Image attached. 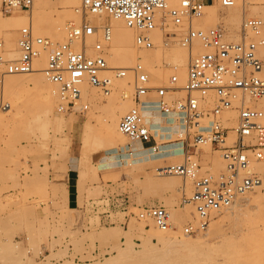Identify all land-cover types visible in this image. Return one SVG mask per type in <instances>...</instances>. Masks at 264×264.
I'll list each match as a JSON object with an SVG mask.
<instances>
[{"label":"rangeland","instance_id":"rangeland-1","mask_svg":"<svg viewBox=\"0 0 264 264\" xmlns=\"http://www.w3.org/2000/svg\"><path fill=\"white\" fill-rule=\"evenodd\" d=\"M59 3L60 0H53V4L59 5ZM170 3L174 5L179 2ZM209 4L213 5L210 7ZM34 7L35 4L30 11L20 9V12L31 14ZM240 9H242L245 15L238 24L230 18V7L224 6L221 0L207 2L204 6L203 14L192 19L195 23L194 25L197 24L194 27L210 28L221 25L226 29L227 37L230 40L240 41L242 39L243 21L246 18L260 17V15L264 14V0H242ZM2 10L5 13H12L14 11V9L6 10L3 0ZM60 10L62 17H68L71 14L66 8H60ZM248 12L253 15L248 14ZM57 16L58 14L54 13L53 16L49 13L47 14V19L57 18ZM100 17L101 15L99 17H92L95 24L99 23ZM71 18L75 17L72 16ZM111 18L113 17L110 14H106L105 23H111ZM186 19L180 26L173 23L170 27L161 29L162 35L161 42L159 43L161 45L164 43L166 50L159 60H156L154 57L159 48V43L154 41V47L151 49H142L141 47L139 49L137 47L136 60L130 66L138 61L140 55L146 53L152 65L148 64L146 59L145 62L147 63H145V66L152 73L154 72L153 69L166 70L169 68L170 64L166 52L170 53L172 48L179 44L178 42L182 35L188 31L191 19L188 17ZM67 22L66 24L69 23ZM161 22L165 23L163 20ZM20 30V28L17 30L19 37ZM46 31L48 30H44L42 33L34 31L38 45H40L39 38L44 39L48 37L51 40L54 39V42L66 39V32L63 33L61 40H57L47 34ZM236 36H238V39ZM257 37L256 34L249 33V38L256 39ZM0 41L3 42V47L0 48V53L3 56L4 48L7 46L4 33L0 34ZM93 43L89 42V44ZM261 45L259 46L258 53L264 59V50H262ZM46 50L43 48V51ZM200 50V44L197 43L193 56L197 55ZM88 51L89 53L94 52L91 47ZM188 51L190 52L187 47ZM111 55H113V51ZM110 58H112V62H109V64L112 67L119 65L114 61L112 56ZM0 62V77L2 76L1 79H3V76L7 74V61L5 62L2 58ZM18 74L20 73H16V75ZM173 74L178 76L176 85H179V75L176 71L170 72L167 78H154L153 83L155 85L168 84ZM93 87L97 90L98 94L93 102H90V99L81 98L82 100L80 99L78 101L75 109L67 108L64 103L60 105H58V102L56 103L55 113L65 115L64 117L68 123L63 127L61 132H56L53 125L49 126L48 137L44 136L40 128L36 126L39 120L35 119L36 113L33 112V109L38 110L37 112H40L41 116L44 117L48 103L45 94H42L33 83L24 85L23 87L22 85L14 87L9 92L10 97L14 96L13 98L16 99L18 97V100L20 102L22 101L23 112L17 118L3 113L5 110L3 106L11 102L9 96L5 98L4 102L0 101V115L4 114L3 116H5V118L0 116V264H97L109 261H113L114 264H125L129 260L137 259L138 253L143 254L142 256H138V260L141 263L161 264L166 261H176L180 264L182 260H188L187 264H222L224 263L223 259H225V261L227 260V263L225 262L226 264H228V261L230 262L229 264H233V262L237 264L238 259V261L242 259V263L247 254V258L251 254V257L254 256L252 258L254 259L253 263L256 264L255 257L257 255L250 250L255 251L257 248L256 251L261 250L263 255L264 229H262L263 231L261 230L262 232H260V229L256 231L249 230L243 214H235L231 206L218 212L212 218L213 221V219L215 220L221 217L222 221L220 227L218 226L219 228L213 229L214 232L212 231L211 236L208 238L210 240H208L209 245L207 247L210 246V250L207 248L206 253H204L205 255L203 253L201 254L199 250L192 252L186 251L179 256L173 255L153 234L154 231L151 229V222L155 230L159 228L155 222L153 220L144 221L137 218L136 213L139 207L160 204L166 206L170 211L173 224L171 229L173 232L174 230H180L178 234L182 232L186 236H199L201 233L207 231V229L202 230L196 234H187L184 232L185 225L195 223L197 220L195 207L191 204H182L184 195L189 196L192 194L194 181L189 178L185 179L177 174L160 173L158 171V167L160 166L170 163H183L185 161V154H179L182 152L183 145L181 143V137L178 134L179 132H183L184 124L167 125L165 127L162 121L165 116L160 111H154L160 109L159 103L151 98H145L141 102H136L133 98L135 86L132 73H129L124 78H114L109 94H106L99 87ZM124 90L131 91L129 102L126 103L127 109L136 106L139 111L145 110L149 125H151L153 131L157 134L155 136L156 141L154 140L143 144L147 147H151L155 143L159 145L166 144L167 141L165 140L172 139L169 137L177 134L174 141L179 143L176 153L182 156L181 159L164 157L157 160L136 163H134L135 160L139 158H134V160H126L123 157L113 159L112 156L114 154L123 152L122 146L124 144L132 147L133 141L135 140L129 136L125 137L124 141H117L114 146L103 147L98 151L90 149L89 152V149L84 146L83 131L90 114L92 116L91 120L95 124V134L105 141L107 137L104 121L108 112V97L111 96L117 104H120L123 102ZM12 92L13 96L11 95ZM184 95L185 92L180 89L170 91L167 95V100L173 103L176 99ZM253 102L256 104L260 103L264 106V97L253 100ZM80 104L87 105V108L81 107ZM263 106H260V108L264 109ZM219 115L226 125H236L238 118V111L236 109L223 110ZM158 122L159 125L156 126ZM59 139H63L66 143L63 140L61 142L58 141ZM235 139L236 134L230 131L228 141L231 143ZM56 141L59 143H56ZM201 148L200 156H197V158L202 165V172L210 171L216 176L220 175L225 170V167L222 168L220 164L218 165L215 162V156L220 154L224 162L222 151L210 143L203 144ZM92 150L93 152H91ZM143 150H147V148H142L139 151ZM85 152H89L90 154ZM72 153L78 155L74 159L78 167L76 178L71 177L69 172ZM148 157L151 158L150 155ZM257 164L256 162L254 163V169L259 172L263 171V163L261 164L259 162V165ZM95 167L98 170L96 175H94L93 170ZM85 170L88 174L83 172ZM83 173H86V176ZM171 176L178 178L177 187L176 185L166 187L165 183L163 184V180ZM72 182L74 185L70 188ZM97 186L99 190H93ZM258 191H252L251 193L258 195ZM70 193H73L74 198L78 194V201L74 203L70 202ZM100 200V203H103V205L95 208L93 201ZM243 200L244 198L241 200L242 202L240 201V206L242 204L244 206L247 202L245 200L243 202ZM123 201L127 203L126 209L123 208ZM188 206H190V214L184 216L186 220L180 223V219L186 210H188ZM212 221L210 222L212 223ZM115 226L120 231L117 235L112 237H101L99 235V232L103 229ZM172 230L170 233H172ZM228 237L231 239H228ZM249 239H253L252 242H249ZM260 241L263 245L259 244ZM222 243H225V245L223 246ZM214 244H216V248H218L217 245H220V250L218 251L217 249L219 255L215 251L216 248L214 249ZM232 245L236 246L233 248ZM226 246L228 247V251L224 248ZM222 248L227 251L226 253L229 255L227 258L232 255L233 258H230V260L226 259L225 256L223 258L222 254L224 255L225 251L222 250L224 251L222 252ZM230 248H233V250ZM235 248H237L236 251ZM145 249L147 250L145 251ZM230 250L233 252H230ZM238 256L241 257L238 258ZM261 256L257 259L259 260L258 262H261L260 264L264 262V256ZM243 257L245 258L243 259ZM247 258L246 260H248Z\"/></svg>","mask_w":264,"mask_h":264},{"label":"built area","instance_id":"built-area-1","mask_svg":"<svg viewBox=\"0 0 264 264\" xmlns=\"http://www.w3.org/2000/svg\"><path fill=\"white\" fill-rule=\"evenodd\" d=\"M35 1L3 0V4L6 10L17 8L30 11ZM221 2L230 7L235 0ZM82 3L85 11L90 13L105 12L122 18L138 31L137 44L151 49L154 47L152 31L158 25L164 29V23H158L161 11H168L174 24L180 26L184 16L189 19L201 16L207 0H182L176 6L169 5L168 0H82ZM160 18H165V15ZM250 32L258 37L249 38ZM112 34L108 24L100 27L88 20L81 24L69 23L65 40L54 42L48 37L39 38L38 45L29 23L20 30V56L7 62L6 70L9 73L33 71L40 48L47 49L44 71L51 81L59 84L65 106L73 109L82 95L83 83L88 82L104 92L111 91L114 78H124L133 73V98L136 102L151 98L160 105V109L154 111L175 115L179 117V122L183 121L184 134L180 135V139L186 159L183 163L160 166L158 171L194 181L192 194H185L182 199V204L193 205L197 214V222L185 225L184 232L187 234H196L207 228L212 218L232 206L240 195L256 190L264 194V170L259 172L254 169L255 162L264 165V109L250 105L247 100V95L253 100L264 97V59L258 53L259 46L264 43V20L246 18L240 41L230 40L221 25L208 29L189 27L181 37L183 45L191 48L200 42L204 49L191 58L183 86L176 85V74L171 76L168 84L155 85L140 60L129 67H112L106 57ZM91 36H96V40L88 44ZM77 42L81 48L75 46ZM2 47L3 42L0 41ZM90 47L93 53H89ZM2 58L0 53V60ZM179 89L185 95L170 103L168 93ZM210 94L215 97L212 106L207 104ZM229 109L238 111L234 126L226 125L219 115ZM119 125L124 134L143 143L154 141L157 135L149 125L145 110L139 111L137 107L127 111ZM230 131L236 134L231 143L228 141ZM207 143L222 151L225 170L218 176L210 171L202 172L197 158L201 146ZM161 146L155 143L151 147L158 153ZM93 202L95 208L103 205L101 200ZM122 205L127 208L126 201ZM136 216L139 220L152 219L163 230L173 226L170 211L164 205L141 206Z\"/></svg>","mask_w":264,"mask_h":264},{"label":"bare ground","instance_id":"bare-ground-1","mask_svg":"<svg viewBox=\"0 0 264 264\" xmlns=\"http://www.w3.org/2000/svg\"><path fill=\"white\" fill-rule=\"evenodd\" d=\"M181 1L182 0H168V3H169V5H171L172 3H170V2H179V3H176L173 5V6H176V5H179ZM212 5L213 4H209L210 7ZM241 5H242V0H235L234 5L230 6V9H231V12H230L231 17L230 18H232V20H234L238 24L241 22L242 17L245 15V13L242 12V9H240ZM60 8H66V10L71 13V14H69L70 18H69V16L68 17L67 16L62 17V14L60 12L61 11ZM49 13L53 16L55 13V14H58V16H57V18L55 17L53 19L52 18L47 19V14H49ZM106 14H109V13L103 12L100 14H93V13L88 14V12L85 11V9L83 7L82 0H60L59 5L53 4V0H36L35 1V7L32 10L31 14H28L26 12H20V9H17V8H15L12 13H5L2 10V0H0V34L4 33L5 41L7 43V46L4 48V51H3V59L5 60V62L6 61L11 62L20 56V49H19L20 37L17 34V30L19 28L21 29L24 25H27L30 23L33 31H37L38 33H42V31L48 30V31H46L47 34H49L50 36H53L57 40H61L63 37V33L64 32L67 33V28H68L69 23L81 24L83 21H88V20L91 22H94L92 17L93 16L99 17L101 15L99 23L95 24V25L101 27V26H104L107 24V23H105ZM162 14L165 15V18H163V19L160 18ZM248 14L253 15L249 12H248ZM72 16H74L76 19L71 18ZM112 17L113 18H111L112 19L111 23L108 24L109 26H111L113 34H112V39L109 42V49H108L109 52L106 55L107 60H108V62H112L111 61L112 58H110L112 56L114 61H116L119 64L118 66L115 65L114 67H116V66L117 67H129L130 64L136 60V55H137L136 50H137V47L138 48L140 47L136 41V36H137L138 31L136 29L130 27L122 18H116L114 16H112ZM186 17L187 16H184L185 21L187 20ZM29 18H30V20H29ZM82 18H83V20L81 21ZM259 18L263 19L264 14L260 15ZM192 19L193 18H191V20H190V27L192 26L193 28H195L194 26H196L197 24L194 25L195 23ZM67 20H73V21H68L69 22L68 23ZM162 20L165 22L164 28L170 27L174 23L173 20L171 19V17L168 15V11H163V12L161 11V13L159 14L158 23H160ZM66 22L68 24H66ZM135 31H137V33H135ZM151 34H152L153 40L155 42H157V43L161 42L162 33H161V27L160 26L155 28ZM237 37L238 36H236V38ZM63 40H65V39H63ZM95 40H96V36H91L88 38L87 42L89 44V42L93 43ZM53 41H54V39H53ZM56 42H59V41H56ZM178 43L179 44L177 46L172 48L170 53L166 52L168 62L170 64L169 68H167L166 70H164V69H153V71H154L153 73L146 68L148 70L152 80L154 78H159V79L167 78L170 72L176 71L177 74L179 75V86L184 85V83L187 80L186 75H187V70L189 68V62H190L189 60L193 57L195 46L197 45V43H199L201 50H203L204 48L200 42H196V44L194 46L189 48L190 52L189 51L187 52V46L183 45V43L181 42V38L179 39ZM75 46L77 48H81V44L79 42H77ZM261 47H262V50H264V43L261 45ZM142 49H146V48H142ZM165 50H166V48L164 47V43H163V45H161L159 43V48L157 49L156 56H154L155 59L159 60L161 58V55L164 54ZM201 50H200V52H201ZM112 51H113V55L110 56ZM47 54H48L47 50L43 51V48H41L40 54L35 59V68L33 71L20 73L18 75H16V73H9L7 71V74L6 73H5L6 75L4 74L5 76H3L4 77L3 79H1L2 76L0 77V101L4 102L5 98H8L7 96H9V98L11 99V102L9 104H6V106H3V108L5 109L3 113L9 114L10 117L17 118L19 116V114H21L23 112L22 101L20 102L18 100V97H17V99L13 98L14 97L13 92L11 93V95L13 97H10L9 92H11V89H13L14 87L21 86V85L23 87L24 85H28V84L33 83V85L36 86V88L39 89L42 94L43 93L45 94V97H46V100L48 103V107L46 109L44 117L41 116L40 112H37L38 110L33 109V112L36 113L35 119L39 120V123L36 124V126L40 128L41 132L46 137L49 136V130H48L49 126L53 125L56 132H61L63 127L68 123L64 117L65 115L63 116V114L61 115V114L55 113L56 103L58 102V105H60L61 103L65 104V101L63 99V95L61 93V89H60L59 84L51 81L47 77V75L44 71L46 66H47V58H48ZM263 54H264V51H263ZM191 55H192V57H191ZM146 59H147L148 64L152 65L151 62L148 60V55L146 53H144L143 55H140L138 58V60L142 61L144 64L147 63V62H145ZM0 70H1V66H0ZM181 91H183V90H181ZM130 92L124 90V92H123L124 97L122 99L123 102L122 103L119 102L120 104H117V102L111 96L108 97V103H107L108 112H107V115L105 116V121H104V128H105L106 137H107L105 139V141L100 139V137H98L97 134H95V132H94L95 124H93V122L91 120V118H92L91 114L89 115V119H88L87 123L85 124L84 131H83L84 146L89 149V152H90V149H93L94 151L95 150L98 151V150L102 149L103 147L114 146L117 143V141H124L125 140V137H127V135L122 132V130L120 129L119 123H120L121 117L127 111H129L133 107H136V106H133L130 109H127L126 103L129 102ZM105 93L109 94L110 91H105ZM97 95H98L97 90L91 84H89L88 82L83 83L82 95H81L80 99L81 98H87V99L91 100L90 102H93V101H95V98H97ZM16 96H18V95H16ZM207 99H208L207 104H210L211 106L215 104V97L213 94L212 95L210 94L207 97ZM20 100H22V99H20ZM247 100L250 102L249 103L250 105H253L256 107L263 106L260 103L256 104L255 102H253V99L249 95H247ZM83 101H85V100L83 99ZM82 104H83V102H82ZM82 104H80V106L83 108H85L87 106V105H82ZM3 115L1 114L0 116L5 118V116H3ZM163 115L165 117L163 116L164 119L162 121L165 124L164 125L165 127L167 125L169 126V125H182L183 124L182 119L179 122V117L177 118V116H175V115H169L167 113H164ZM165 118H166V120H165ZM3 119H1V120H3ZM154 125H155V123H154ZM158 125H159V122L156 123V126H158ZM43 128H44V130H43ZM178 134H179V136L183 135L184 131L179 132ZM175 136H177V134L171 135L169 137L172 139L165 140V141H167V143L162 144L161 151L158 153H155V151L152 147H149V146L147 147L145 144H143V142L136 139L135 141H133V145L131 144L132 147L128 146L127 144H124L122 146L123 152H121L120 154H114L112 156V158L117 159V158L123 157L126 160H134V158H139L138 160H135L134 163L141 162V161H150L151 158L148 157L149 155L150 156L153 155V158L155 156V159H152V160H157V159H161L164 157H176V158L181 159L182 158L181 155L184 153L183 146H182V152L179 153L181 155L177 154L176 150L179 147V143L177 141L176 142L174 141ZM62 140L63 139H61V140L59 139L58 141L61 142ZM169 141H174V142L170 143ZM56 143H59V142L56 141ZM64 143H66V142L64 141ZM64 143H62V144H64ZM142 148H147V150L139 151ZM93 150L91 152H93ZM150 151L152 152V154ZM89 152H85V153L90 154ZM85 155H87V154H85ZM215 162L218 165L220 164V166L222 168L225 167V164H224L225 161L224 162L222 161L220 154L215 156ZM257 165H259V163ZM93 170H94V175H96L98 172L97 168L95 167ZM83 172H86V170ZM86 173L88 174V172H86ZM86 173L85 174L83 173V174L86 176ZM163 181H164L163 184L165 183L166 187L167 186L173 187L175 185L177 187L178 178L171 176V177L165 178ZM93 190H99V187L97 186ZM90 191H91V189H90ZM243 198L247 202L245 203L246 206L245 205L243 206V204H242V206H243L242 207V206H240V201ZM244 200H243V202H244ZM190 206H188V210H186L185 214L181 217V219L178 218V219H180V223H182L186 220V218L184 216H187L188 214H190V210H189ZM231 207H233L235 214L236 213H240V214L242 213L243 214V217L245 219L246 224L249 227L248 228L249 230H255L256 231V230L260 229V232L263 231L262 229H264V194H261L259 191H258V195H253L251 192H247L246 194L240 195V197L237 198V200L232 204ZM176 217H178V216H176ZM148 220H152V219H148ZM221 221H222L221 217L220 218L218 217L215 220L213 219L212 223L210 222L211 225L209 224L210 226H208L207 228L204 229V230L207 229V231H205L204 233H201L199 236H186L182 232L180 234H178L180 230H174V232H173V230L171 228L170 229L172 230V233H170L171 230H169V229L168 230H163V229L159 230V228H158L155 230V227L153 226L152 222H151V226H152L151 229L154 231L153 234L158 238V240L161 241L163 243V245L167 247L168 251L171 252L175 256H179L181 254H184L186 251L192 252V251H197V250H199L201 252V254L203 253V255H205L204 253H206V249L210 247V246L207 247L209 245L208 240H210L208 238L211 236L213 229L215 230L218 226L220 227ZM196 222H197V220H196ZM236 222H237V220H236ZM180 223H179V225H180ZM119 232H120L119 228L117 226H115V227L103 229L102 231L99 232V235L101 237H112V236L117 235ZM228 239H231V238L228 237ZM252 240L249 239V242L250 241L252 242ZM222 242H225V241H222ZM220 244H221V242H220ZM259 244L263 245L261 243V241L259 242ZM148 245L150 246V244H148ZM215 245L216 244H214V246ZM224 245H225V243L223 244V246ZM217 246H218V248H216V246L214 247V249L216 248L215 251H217V249H218V251L220 250L219 249L220 245H217ZM227 246L224 248H225V250L228 251ZM229 246H230V244H229ZM232 246L234 248V246H236V245H232ZM238 246H240V245H238ZM257 246L259 248L258 244H257ZM255 247H256V245H255ZM261 247H263V246H261ZM233 248H230V249L233 250ZM236 249L237 248H235V251H236ZM256 249H255V251L254 250H250V251L254 252V254L257 255V256L255 255L257 257V258L255 257V260H256L255 262L260 264L261 262H258L259 260H257V259L259 258V256L262 255V253H261V250L256 251ZM146 250L147 249H145V251ZM209 250H210V248H209ZM222 250H224V249L222 248L221 251ZM218 251H217V253L219 255ZM224 251H222V252H224ZM227 251H225L224 255L222 254V256H223V258L225 256L226 259L230 260V258H233V255H232L233 253H228V254H231L232 256L227 258L229 256L226 253ZM240 251H242V250H240ZM230 252H233V251L230 250ZM263 252H264V250H263ZM212 253H214V252H212ZM245 254H247V253H245ZM254 254L252 253V255H254ZM139 255L142 256L143 254L138 253L137 257H136L137 259L129 260L125 264H160V263H141L138 260ZM241 255L244 256V254H242V253H241ZM247 256H248V254H247ZM247 256H246V258H247ZM249 256L251 257V254H249ZM262 256H264V253ZM240 257L238 256V258H240ZM250 257L247 258L248 260H246V258L243 257V259L244 258L245 259L243 260L242 263L248 264V263L252 262L250 264H254L253 263L254 259H252V258H254V256L251 258ZM210 258H212V257H210ZM208 260H209V258H208ZM223 260H224V263L225 262L227 263V260L226 261H225V259H223ZM238 260H237V264L241 263L242 259L240 261H238ZM206 262H208V261H206ZM187 263H188V260L187 261L182 260V262H180V264H187ZM224 263H222V264H224ZM229 263L230 262L228 261V264ZM263 263L264 262H262V264ZM97 264H114V262L109 261L106 263H97ZM161 264H179V263L176 261H166L165 263H161ZM233 264H234V262H233Z\"/></svg>","mask_w":264,"mask_h":264},{"label":"crops","instance_id":"crops-1","mask_svg":"<svg viewBox=\"0 0 264 264\" xmlns=\"http://www.w3.org/2000/svg\"><path fill=\"white\" fill-rule=\"evenodd\" d=\"M210 1H213V0H207V2L209 3ZM169 146V145H168ZM151 152V151H150ZM151 154H152V152H151ZM76 157H78V155L77 154H75V153H72L71 154V162H70V169H69V172H70V174H71V177H73V178H76L77 177V172H78V167H77V163L74 161V159L76 158ZM152 159H155V156H154V158H153V155L151 156V160ZM150 160V161H151ZM74 185V183L72 182L71 184H70V188H72V186ZM75 201H78V194L76 195V198H74V196H73V193H70V202H72V203H74Z\"/></svg>","mask_w":264,"mask_h":264}]
</instances>
